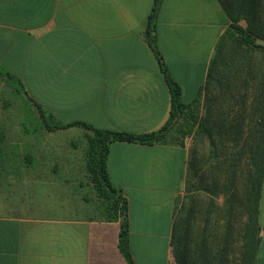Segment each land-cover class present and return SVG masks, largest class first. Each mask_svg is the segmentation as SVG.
<instances>
[{
    "label": "crops",
    "instance_id": "obj_1",
    "mask_svg": "<svg viewBox=\"0 0 264 264\" xmlns=\"http://www.w3.org/2000/svg\"><path fill=\"white\" fill-rule=\"evenodd\" d=\"M153 1L0 0V264H128L119 248L120 217L107 219L89 181L92 133L80 126L48 130L38 108L50 123L133 134L163 126L169 88L146 34ZM256 17L264 20V0ZM237 23L248 26L245 17ZM230 26L218 0H161L150 34L184 102L200 94L202 113L203 95L213 94L219 187L233 173L234 130L241 131L238 148L255 101H262L259 83L264 92V52L236 41ZM255 42L264 45L263 38ZM26 105L34 122L25 121ZM248 155L242 152V166ZM200 158L189 136L174 130L153 143L109 142L107 173L126 202L135 264H176L173 226L199 192L187 187ZM226 199L227 192H213V254L232 260L241 240ZM258 222L255 264H264V179ZM203 225L196 220L195 227Z\"/></svg>",
    "mask_w": 264,
    "mask_h": 264
},
{
    "label": "trees",
    "instance_id": "obj_2",
    "mask_svg": "<svg viewBox=\"0 0 264 264\" xmlns=\"http://www.w3.org/2000/svg\"><path fill=\"white\" fill-rule=\"evenodd\" d=\"M218 1L231 20L228 34L236 41L244 42L251 49H260L264 52V45L255 42L256 37L264 39V20L256 17L258 0ZM160 3L161 0L153 1L146 34L148 42L158 56L159 68L169 88L170 112L169 118L163 126L151 132L133 134L123 131L101 130L81 121L69 124H61L55 121L50 123L38 108L39 118L48 130L80 126L92 133V136L87 139L85 148L89 181L94 188L96 197L104 204L107 219L115 220L120 217L119 248L128 264H135V262L129 249L127 206L121 192L112 185L107 173L106 160L109 142L117 140L153 143L162 140L171 130L182 137L190 135L201 137L203 135L207 139L208 153L202 160L200 158L199 161H196L199 167L195 172V182L192 187H187V191L198 190L199 192L189 196V205L185 207L184 212L182 211L176 216L173 226L172 245L176 264H255L260 239L258 202L264 179L263 87L259 83L257 93L262 101H255L252 108L253 112L249 116L250 128L244 136L243 146L238 148L236 145L240 143L241 131L234 130L233 162L228 165V169L233 167V173L231 177L225 178L219 187L220 183L213 178V152L215 153L214 148H216L213 140V94L203 95V114L200 113V101L198 99L200 94H197L188 103L182 100L181 89L168 72L165 63L156 51L154 39L150 35L155 25ZM242 17L248 21L246 28H242L237 23ZM212 72L213 62L209 67L206 87L212 81ZM10 77L12 76L10 75ZM28 107L26 105L25 121L34 122V117ZM246 150L249 153L248 161L242 166L240 158L242 152L246 156ZM192 155L197 156L196 150L192 151ZM242 170L244 171L243 177H241ZM219 189L223 190L224 193L227 192L228 214H230L231 209L234 210V233L241 240L234 243L232 260L223 257L221 252H218L217 255L213 254V192ZM196 220L203 222L204 225L195 227ZM194 232H196L197 240L191 241Z\"/></svg>",
    "mask_w": 264,
    "mask_h": 264
},
{
    "label": "rangeland",
    "instance_id": "obj_3",
    "mask_svg": "<svg viewBox=\"0 0 264 264\" xmlns=\"http://www.w3.org/2000/svg\"><path fill=\"white\" fill-rule=\"evenodd\" d=\"M191 85V84H189ZM210 86V85H209ZM209 86L206 87V89H209ZM193 93V92H192ZM196 94H183V97L185 99H188L187 97H194ZM203 99V98H202ZM204 112V108L202 107V114ZM191 136V137H190ZM190 142H191V150H196V155L201 157V160L204 158V156L208 153V143L207 139L202 135L201 137L196 135H190ZM85 192V189H84Z\"/></svg>",
    "mask_w": 264,
    "mask_h": 264
},
{
    "label": "water",
    "instance_id": "obj_4",
    "mask_svg": "<svg viewBox=\"0 0 264 264\" xmlns=\"http://www.w3.org/2000/svg\"><path fill=\"white\" fill-rule=\"evenodd\" d=\"M257 42H258V43H263V41H262V40H258Z\"/></svg>",
    "mask_w": 264,
    "mask_h": 264
}]
</instances>
